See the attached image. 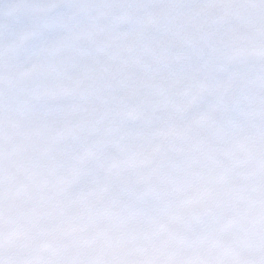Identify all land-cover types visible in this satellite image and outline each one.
I'll return each instance as SVG.
<instances>
[{
  "label": "clouds",
  "instance_id": "obj_1",
  "mask_svg": "<svg viewBox=\"0 0 264 264\" xmlns=\"http://www.w3.org/2000/svg\"><path fill=\"white\" fill-rule=\"evenodd\" d=\"M0 264H264V0H0Z\"/></svg>",
  "mask_w": 264,
  "mask_h": 264
},
{
  "label": "snow or ice",
  "instance_id": "obj_2",
  "mask_svg": "<svg viewBox=\"0 0 264 264\" xmlns=\"http://www.w3.org/2000/svg\"><path fill=\"white\" fill-rule=\"evenodd\" d=\"M213 119L219 118V119H223V114H220L219 116H217L216 114H214L212 116ZM55 143H50L47 147V151H55ZM152 156L151 154H146L143 158V162L147 165L151 162ZM27 175L31 176V175H42L43 172H38V173H26ZM150 183V177H147L145 180V187L147 188L148 185ZM31 184H23V185H19L16 184L15 181L13 180L11 182L10 185V191H9V197L11 199V201L13 203H15L16 201L22 199L26 194H28V192L31 189ZM55 190V189H53ZM144 193L143 192H136V193H132L130 195V208H134V202L136 199L140 198ZM223 201V193L222 192H217V191H213L211 189L206 191L205 196L202 198L201 201H199L197 204L190 206L187 210L183 211L180 215V217L178 218V223L180 224V226L185 227V228H189V229H195L199 222H200V216L202 213L212 209L213 207H217L220 206L222 204ZM45 247H47V245L45 244Z\"/></svg>",
  "mask_w": 264,
  "mask_h": 264
}]
</instances>
